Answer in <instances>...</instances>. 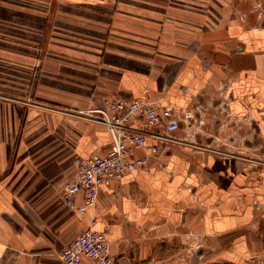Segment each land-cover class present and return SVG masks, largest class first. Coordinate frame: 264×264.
<instances>
[{"label":"crops","instance_id":"crops-1","mask_svg":"<svg viewBox=\"0 0 264 264\" xmlns=\"http://www.w3.org/2000/svg\"><path fill=\"white\" fill-rule=\"evenodd\" d=\"M0 67L9 92L20 83L53 112L39 121L13 100L0 109L7 134L46 131L36 152L53 147L34 172L0 140V264H59L91 219L118 264H264V0H0ZM222 89L227 108H204ZM110 95L152 96L178 111L180 128L147 170L103 187L78 215L63 183L77 159L105 154L110 135L76 113ZM199 104L196 147L177 145Z\"/></svg>","mask_w":264,"mask_h":264},{"label":"built area","instance_id":"built-area-1","mask_svg":"<svg viewBox=\"0 0 264 264\" xmlns=\"http://www.w3.org/2000/svg\"><path fill=\"white\" fill-rule=\"evenodd\" d=\"M85 114L106 127L110 143L103 156L77 159L74 173L63 183L61 201L78 215L97 203L103 187L117 188L128 173L147 170L150 159L159 157L162 142L171 141L168 135L177 132L181 122L178 111L152 96L127 100L110 95L102 99L100 107ZM77 196L82 197L81 206L74 203ZM95 225L96 220L91 219L62 249L59 264H81L83 259L90 264H118L110 254L107 235Z\"/></svg>","mask_w":264,"mask_h":264},{"label":"rangeland","instance_id":"rangeland-1","mask_svg":"<svg viewBox=\"0 0 264 264\" xmlns=\"http://www.w3.org/2000/svg\"><path fill=\"white\" fill-rule=\"evenodd\" d=\"M4 68L3 67H0V109L1 111H3V107H4V103H7L8 101L10 100H13L17 103V105H19L20 107H22L24 109V113L27 112L31 109H36L38 110L39 112H41L40 114L42 115V118H40L39 121H41L45 114L46 113H52L53 112H47L46 110H41V109H38L37 106H40L39 103H38V99H36L34 97V95H29L31 99L28 100V98L26 96H22L20 95V90H21V85L20 83H15L13 84V89H15L13 92H9V90L7 88H5V84H3V72H4ZM8 88L9 85H7ZM224 92L225 90L222 89L220 92H219V95H218V100H214L215 103L213 104H206L204 105V108L205 107H208V108H218V109H224V108H227V100L224 96ZM106 97V96H105ZM213 101V102H214ZM50 109H52V106H48ZM202 105H197L195 108H194V112L193 113H190L188 114L187 116H183V120H182V125H183V128H184V136H180V137H177L176 142L174 143H178L177 145H180V143H189L190 145H193L194 147H196V143H195V140H196V135L197 134H201V127H202V124H203V120H202V113H201V110L202 109ZM60 108V107H58ZM98 108V107H97ZM29 109V110H28ZM57 109V108H55ZM71 108H60L58 110H62V111H66V110H70ZM93 109H96V108H93ZM90 110V109H88ZM87 111V110H85ZM85 111H78V113H76V115L78 117H80L81 119H87V120H90L87 118V114H85ZM79 112H82V114H80ZM60 115V114H59ZM63 116V115H62ZM65 117V116H63ZM68 117V116H67ZM24 119V117H23ZM3 112H0V140L1 141H5L7 139H10L8 142H10L11 144V161H12V164H14L15 162L19 161V159L23 156V155H26L27 157L25 158L29 163H31L29 165V170L31 169L32 171L35 172V166H36V161H41L42 160V157L46 156V154H49L52 152V148L53 147H46L44 149H39L40 151L39 152H36L37 149H36V145H35V141L36 139H43V135L44 131H39V132H26V131H20V130H17V131H12L10 133L7 134L6 131H4V124L3 123ZM18 121H19V118L17 117L16 120H15V125H18ZM91 121H94V119H92ZM44 122V126H46V124L48 123V121H43ZM187 132H186V131ZM50 134V133H49ZM26 136L28 137V139H33L31 142H28V145L27 147H20V142H22L23 140H25ZM47 138V137H46ZM3 149V148H2ZM63 149H66V148H63ZM193 150H195V148H192ZM6 150H10V149H4V151ZM214 150V149H212ZM32 152H34L32 154ZM1 157H3V155H0ZM6 158V156H5ZM63 189V188H62ZM188 236H191V235H188ZM197 246H201V244L197 245ZM203 246L207 247V243H203ZM196 248V244H193V245H189L188 247V255H191L193 253V250ZM210 255H205L204 257L201 258L200 260V264H209V257Z\"/></svg>","mask_w":264,"mask_h":264}]
</instances>
